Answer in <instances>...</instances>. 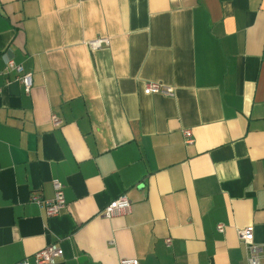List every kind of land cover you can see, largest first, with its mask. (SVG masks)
Listing matches in <instances>:
<instances>
[{
    "label": "crops",
    "instance_id": "1",
    "mask_svg": "<svg viewBox=\"0 0 264 264\" xmlns=\"http://www.w3.org/2000/svg\"><path fill=\"white\" fill-rule=\"evenodd\" d=\"M249 227L264 258V0H0V264H248Z\"/></svg>",
    "mask_w": 264,
    "mask_h": 264
},
{
    "label": "built area",
    "instance_id": "2",
    "mask_svg": "<svg viewBox=\"0 0 264 264\" xmlns=\"http://www.w3.org/2000/svg\"><path fill=\"white\" fill-rule=\"evenodd\" d=\"M109 44V39L100 38L94 41L88 42L87 45L91 50H97ZM6 71H15L17 73L18 81L23 85L25 92L29 93L32 89V74L26 73L22 65H18L13 60H8L6 65ZM146 95L159 94L166 97H173L175 90L167 85L159 83H148L144 88ZM52 123L55 126L61 124V121L55 115L52 116ZM184 138L186 144H192L194 142L193 134L191 131H184ZM54 198L50 201H42L38 197H33L32 200L44 206L46 213L49 217L59 215L67 206L65 199V186L59 182H53ZM132 204L126 195H122L107 205L100 213L107 219H112L118 216H124L131 213ZM220 233L224 232V225L217 227ZM241 242L248 250V264H264V258L262 256V248L258 246L254 241V230L249 227L238 231ZM171 243V239H167V244ZM63 249L57 245H49L45 249L34 254V259L37 264H53L57 259L63 257ZM17 264H30L28 260L21 261ZM120 264H140L137 259H122Z\"/></svg>",
    "mask_w": 264,
    "mask_h": 264
}]
</instances>
